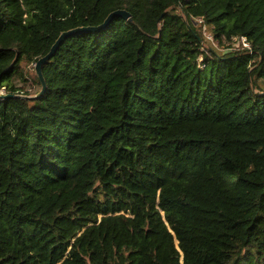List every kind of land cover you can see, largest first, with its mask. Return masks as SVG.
<instances>
[{
  "label": "trees",
  "instance_id": "obj_1",
  "mask_svg": "<svg viewBox=\"0 0 264 264\" xmlns=\"http://www.w3.org/2000/svg\"><path fill=\"white\" fill-rule=\"evenodd\" d=\"M2 90L0 264H264V0H0Z\"/></svg>",
  "mask_w": 264,
  "mask_h": 264
},
{
  "label": "water",
  "instance_id": "obj_2",
  "mask_svg": "<svg viewBox=\"0 0 264 264\" xmlns=\"http://www.w3.org/2000/svg\"><path fill=\"white\" fill-rule=\"evenodd\" d=\"M115 17H121L125 20H129L130 19V14L127 11L121 10V11H117L113 14H111L109 16V18L104 22V24H102L99 27H93V28H80V29H76L67 33H64L59 40L56 42V44L52 47L50 53L48 55H46L44 58L40 59L37 64L35 65V71L36 74L38 75L41 84H42V91L39 93L38 96L36 97H32V99L34 98H39L41 96H44L46 93V83L43 77V66L48 63L52 57L55 55V53L57 52L58 48L61 46V44L69 37L75 36L77 34L80 33H84V32H88V33H100L102 32L105 28H107L111 22L114 20ZM13 95H4L2 93H0V98L1 99H9V98H13Z\"/></svg>",
  "mask_w": 264,
  "mask_h": 264
},
{
  "label": "rangeland",
  "instance_id": "obj_3",
  "mask_svg": "<svg viewBox=\"0 0 264 264\" xmlns=\"http://www.w3.org/2000/svg\"><path fill=\"white\" fill-rule=\"evenodd\" d=\"M201 20L198 21V23L196 24H201ZM204 36L206 37L207 40L211 41L213 43V45H210L208 43L204 44V50L205 52H208L210 50V48H217L218 52H222L223 55H227L229 53H231L234 49H237V46L239 43H236L234 46L232 44L229 43H222L221 45H218L215 40L213 39V35L211 33V31H209V29H205L204 31ZM36 71H35V65H30L25 67L24 69V78L27 79V82H23V79H17L16 83L19 87H25V90H27L30 94H35L36 91L39 90V88H37V86L34 83L35 80V76H36ZM42 91V90H41ZM40 91V92H41ZM5 92V91H4ZM1 93H3V90L1 91ZM34 97V96H32Z\"/></svg>",
  "mask_w": 264,
  "mask_h": 264
},
{
  "label": "built area",
  "instance_id": "obj_4",
  "mask_svg": "<svg viewBox=\"0 0 264 264\" xmlns=\"http://www.w3.org/2000/svg\"><path fill=\"white\" fill-rule=\"evenodd\" d=\"M242 42H243L245 48H249L250 47L249 44L247 43L246 39H242ZM2 94H5L4 90H3Z\"/></svg>",
  "mask_w": 264,
  "mask_h": 264
}]
</instances>
